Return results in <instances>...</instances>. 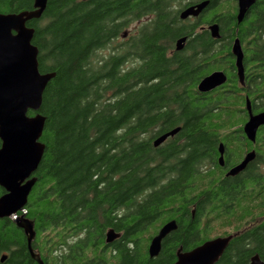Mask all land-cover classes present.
Masks as SVG:
<instances>
[{"label":"trees","instance_id":"16d2710c","mask_svg":"<svg viewBox=\"0 0 264 264\" xmlns=\"http://www.w3.org/2000/svg\"><path fill=\"white\" fill-rule=\"evenodd\" d=\"M203 1L210 5L202 20H180L185 5ZM33 4L0 0V14ZM236 11L237 0H48L42 18L27 24L40 72L55 74L40 110L45 153L26 206L35 225L32 248L44 264H174L180 250L229 236L216 264H250L256 255L264 261V188L252 191L249 181L236 189V181L232 190L204 164L231 128L228 94L192 105L182 95L226 70L227 36L239 37ZM135 21L142 22L136 33L102 55ZM213 22L225 42L215 48V63L209 49L221 42L199 29ZM184 37L188 60L176 52ZM172 220L177 230L150 258L151 240ZM217 225L228 230L211 236ZM109 230L119 234L111 245ZM0 264H37L24 231L8 218L0 220Z\"/></svg>","mask_w":264,"mask_h":264},{"label":"water","instance_id":"95a60500","mask_svg":"<svg viewBox=\"0 0 264 264\" xmlns=\"http://www.w3.org/2000/svg\"><path fill=\"white\" fill-rule=\"evenodd\" d=\"M87 1V0H83ZM255 0H238V21L241 22L247 9ZM48 0H34L33 10L15 14H0V188L4 194L0 197V220H14L17 227L24 231L28 242V250L37 264H44L39 254L35 253L32 243L36 237L34 223L27 218L28 199L37 183V172L45 153V145L41 137L46 125V118L40 114L43 96L49 83L55 78L54 73L42 74L39 70V50L33 45L35 30L27 24L42 18ZM210 5L209 1L191 6L180 12L182 21L199 17ZM211 36L220 39L217 24L209 28ZM186 38L176 42V51L184 48ZM237 57L238 76L243 81L242 52L239 41L233 46ZM227 82L223 72H214L205 77L199 84L201 93H209ZM35 113L30 116L29 113ZM264 125V113L252 116L246 125L250 138L257 129ZM181 128H176L155 140L159 147L169 138L175 137ZM223 147H220L222 163ZM251 158H247L238 167L232 169L230 176H236L245 170ZM177 222L166 223L149 245L150 258L159 256L162 242L177 230ZM119 238L114 230L106 234V244L111 245ZM232 236L219 237L205 242L195 249L177 254L174 264H216L228 248ZM3 256L1 262H5ZM250 264H264L258 256H254Z\"/></svg>","mask_w":264,"mask_h":264},{"label":"flooded vegetation","instance_id":"af4514ba","mask_svg":"<svg viewBox=\"0 0 264 264\" xmlns=\"http://www.w3.org/2000/svg\"><path fill=\"white\" fill-rule=\"evenodd\" d=\"M204 2V1H203ZM202 2H197L192 5H185L184 8L180 11L182 12L188 7L200 4ZM207 13V9L204 11ZM204 12L197 18H188L183 22H198L202 20V15ZM238 0H237V11L235 15L236 22V34L239 33V37H232V33L227 36L230 45V54L228 55V63L226 70H214V72H223L227 77V82L209 92L201 93L198 90L199 84L196 86V90L192 93L189 91L183 92V100H188L189 104H199L203 102L213 101L215 97L219 94L227 93L228 94V108L229 113L227 115L228 124L231 127L228 130H225L226 135L221 142L217 145V152L213 156L207 159L204 164L206 168L211 169L210 173L213 174V180H220L222 183H225L226 186L230 185V189L236 190L240 184L244 185L247 182H253L250 190L254 191V187L257 186L258 190H263L264 188V125L260 126L253 138H250L246 132V125L250 121L252 116H258L264 113V0H255L253 5L247 9L241 22L238 21ZM180 14V13H179ZM181 20V19H180ZM182 21V20H181ZM217 24L213 22L207 26H200V30L209 31V28ZM218 25V24H217ZM233 28V27H232ZM186 38V37H184ZM214 41L221 42L220 39H215L211 36ZM226 39V40H227ZM239 41L242 52V67H243V81L241 82L238 76L237 68V57L234 55L233 46L236 42ZM225 43V42H224ZM221 43H215L213 48L209 49L208 60L213 63L217 62L216 58V47ZM188 41L184 44V48L181 51H176L181 55L182 59L188 60L192 57L189 54L186 46ZM195 55V57H194ZM193 55V59L196 62L199 59V53ZM200 63V62H199ZM199 66V64H198ZM226 71L232 73V80L230 79V74ZM210 73L209 75H211ZM207 75V76H209ZM205 76V77H207ZM204 77V78H205ZM203 78V79H204ZM202 79V80H203ZM201 80V81H202ZM200 81V82H201ZM192 84V83H190ZM186 96V97H185ZM193 96V97H192ZM223 147L222 163L220 162L221 154L220 147ZM157 148V147H155ZM247 158H251V161L246 166L245 170L239 173L236 176H230L229 173L232 169L241 165L243 161ZM35 175L32 176V178ZM238 181V185L233 188V182ZM249 191V188H246ZM259 217H255V220L258 225ZM263 218V217H262ZM249 221L247 222V224ZM243 228L251 229L255 227L254 223L247 225Z\"/></svg>","mask_w":264,"mask_h":264},{"label":"rangeland","instance_id":"374dc122","mask_svg":"<svg viewBox=\"0 0 264 264\" xmlns=\"http://www.w3.org/2000/svg\"><path fill=\"white\" fill-rule=\"evenodd\" d=\"M142 22H132L131 24H128V26L125 28V30L123 31V33L120 35V37L111 44V46H109L108 49L104 50L101 54L102 55H108L110 53V51H112V47H116L118 44L124 42V41H128V39L130 38L131 35H133L134 33H136L137 29L140 27ZM228 228L224 229L223 226L221 225H217L215 226V228L213 229V232L211 233V236H215V235H221L223 234L225 231H227Z\"/></svg>","mask_w":264,"mask_h":264}]
</instances>
